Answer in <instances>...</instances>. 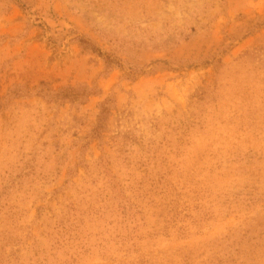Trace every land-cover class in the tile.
<instances>
[{"label":"rangeland","instance_id":"374dc122","mask_svg":"<svg viewBox=\"0 0 264 264\" xmlns=\"http://www.w3.org/2000/svg\"><path fill=\"white\" fill-rule=\"evenodd\" d=\"M0 264H264V0H0Z\"/></svg>","mask_w":264,"mask_h":264}]
</instances>
